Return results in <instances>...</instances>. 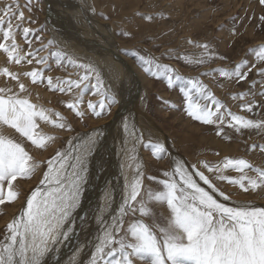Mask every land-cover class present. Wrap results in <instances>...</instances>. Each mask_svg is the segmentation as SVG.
Here are the masks:
<instances>
[{
	"label": "snow or ice",
	"instance_id": "6c2138e0",
	"mask_svg": "<svg viewBox=\"0 0 264 264\" xmlns=\"http://www.w3.org/2000/svg\"><path fill=\"white\" fill-rule=\"evenodd\" d=\"M31 3L32 0H28L26 5L29 12ZM258 3L264 6V0H258ZM24 20L25 13L19 0H10L0 8V51L10 63L36 65L22 73L13 72L7 67L0 68V75L10 78L17 85V91L0 87V125L14 129L37 149H44L55 137L38 131V121L60 129H70V125L60 112L35 104L22 95L27 92L22 77L29 78L34 85L46 83L51 91L71 94L73 99L66 103V107L76 117L85 116L80 105L86 91L99 97L98 101L87 102V110L95 117L110 113L118 101L106 88L100 71L92 63L79 62L60 50L40 55L55 43L49 40L41 47L33 48L32 41L27 38L41 29L22 28L28 44V51H23L16 42V32ZM259 21L264 26V15L259 17ZM29 23L34 21L29 19ZM231 34L236 35L235 27L231 29ZM35 40L40 41L41 37L35 35ZM188 43L193 41L189 40ZM197 47L203 49L201 58L195 61L197 64L205 63V57L214 58L207 43L197 44ZM131 55L146 74L162 78L169 88L178 82H185L186 86L182 84L179 91L184 98L186 115L205 125H216V135L224 133L225 123L238 133L244 129L264 130V120L249 119L226 109L199 79H186L151 54L142 55L134 51ZM49 57H54L58 65L66 61L67 66L79 70L77 78L57 77L54 81L51 76H45ZM218 58L224 59L223 56ZM255 58L264 65V44L255 51ZM180 59L185 57L180 56ZM247 64V60H241L232 69L218 68L215 71L222 77L243 81L255 69L264 77V66L253 64L248 71H242ZM259 94L264 96V87ZM245 95L233 94L232 98L243 100ZM240 107L250 113L257 105L253 99L242 102ZM123 129L128 133L127 118L123 121ZM132 135L134 143L143 140L142 136ZM97 139V135L89 136L71 152L57 151L46 162L47 168L39 183L27 195L25 206L6 225L5 236L0 239V264H47V258L58 250V246L71 239L75 232L76 211L87 183L88 156ZM225 139L228 137L225 136ZM147 146L157 159H162L169 151L166 144L159 140L150 141ZM256 147L253 144L250 149ZM259 148L264 152V144ZM128 158L131 161L128 167H135L131 178L127 174L124 176L122 202L118 210L110 219L106 218L113 199L112 193H106L105 204L95 216L97 231L87 245L82 246H91L87 264H136V260L143 264H264V207L255 206L250 201H236L232 206L221 202L220 197L223 201H229L230 194H226L210 178L214 176L215 181L236 185L244 193H255L264 191V167H256L244 158L225 157L215 164L200 161L199 164L207 170L208 174H205L197 164L189 168L182 160L173 161L174 167L164 171L163 178L147 177L159 186L154 193L148 190V200L166 204L170 213L166 223L160 224L157 217L151 215L148 201L142 198L143 166L136 163V157L129 155ZM39 167L40 162L33 159L22 143L0 134V205L15 201L19 192L14 189V181L31 177ZM229 169L235 170L238 175H226ZM249 171L254 175H249ZM197 177L209 190L201 186ZM137 212L141 217L151 215L152 223L132 219L125 227V218H134ZM84 219L81 218L82 222ZM80 251L79 247L74 251L69 264H78L76 257Z\"/></svg>",
	"mask_w": 264,
	"mask_h": 264
},
{
	"label": "rangeland",
	"instance_id": "374dc122",
	"mask_svg": "<svg viewBox=\"0 0 264 264\" xmlns=\"http://www.w3.org/2000/svg\"><path fill=\"white\" fill-rule=\"evenodd\" d=\"M53 1L56 3L57 0ZM71 1L74 0H70V8L72 7ZM9 2L10 0H0V8H3ZM27 2L28 0H19V4L25 13V20L16 32V42L25 52L28 51V44L22 32L23 27L41 29L35 34H30L27 38L32 41L33 48L41 47L49 40L55 42L58 37V33L52 27L53 25L46 20L43 0H32L30 12L27 10ZM88 2L90 6L87 8L82 2H78L80 5L77 8H84L87 14L82 18L80 17V19L76 18L77 23L75 22L74 25L80 26L77 29L85 35L84 28L86 24H91L92 28H98L97 24L98 26L104 25L105 28L109 27L108 40L117 48L115 50L125 58L140 82L142 90L141 106H144L145 112L167 138L165 144L169 150L168 154L162 159H157L151 155V149L147 146L150 141H156L154 138L145 137L140 141V148H138L134 141H131V143L128 140L130 139L129 135H126V133L123 134L124 136L121 135L123 141L126 139L130 143L126 144L124 150V154H126L124 167H121L123 163L120 164V184L123 185L125 174L131 178L135 167V165H133V168L128 167L131 163L128 158L129 155L136 157L137 153L140 152V158L136 157V163L143 166L142 198L148 201L150 213L157 217V223H166V218L170 213L166 204L148 200V190L151 189L154 193L159 190V186L155 181H149L147 177L155 176L157 180L163 178L162 173L174 167L173 161L182 160L189 168L192 164H197L201 170L205 171V174H208L207 170L199 164L200 161L215 164L225 157L244 158L256 167H264V152L259 148V145L264 144V130L244 129L238 133L225 123L224 133L220 136L216 135V125H205L186 115L184 98L179 91L182 84L186 86L185 82H178L172 88H169L162 78L157 79L146 74L135 57L131 55L134 51L142 55L151 54L160 63L169 64L186 79H199L217 99L221 100L226 109L238 115H244L249 119L264 120V96L259 94L262 87H264V77L260 76L255 69L243 81L222 77L218 71H215L218 68L232 69L241 60L248 61L247 66L242 67V71H248L253 64L264 66L255 58V51L259 50V45L264 44V26L259 21V17L264 15V6L259 5L258 0H88ZM54 3L50 0V8L55 6L54 10L58 14L52 12V15L54 21L59 22L61 19L58 16H63V14L60 12L61 7L59 4ZM73 13L76 15L75 12ZM104 17H107V19ZM145 17H151V19ZM64 18L61 22L63 25H68L69 22H65ZM29 19L34 23H29ZM74 19L75 17L72 21ZM13 23L15 24L16 21H13ZM233 27L236 28V35L231 34ZM124 33H128V35H124ZM35 35H39L41 40L36 41ZM98 38L99 41L107 40L106 37L103 39L98 36ZM189 40H192L193 43H188ZM204 43L208 44L214 58L207 59L205 57V63L197 64L195 61L200 59L203 53V49L197 47V44ZM249 49H254V51L250 52ZM57 50L88 55L78 52L79 50L70 51L57 42L39 54L44 55ZM65 53L79 62H89L81 57L78 58L67 52ZM180 56H184L185 59H180ZM220 56H223L224 59H219ZM189 60L192 62L189 63ZM34 66L36 65H28L26 62L20 65L10 63L7 61L6 55L0 51V68L7 67L13 72L22 73ZM95 67L98 69L97 66ZM78 72L79 70L67 66L66 61L58 65L54 57H49V68L45 70L44 75L51 76L55 81L57 77L75 79ZM101 77H103L102 74ZM122 78L121 74L119 78L121 82H123ZM22 79L27 88V92L22 95H26L35 104L50 108L54 112H60L66 123L70 125V129L67 127L60 129L44 121H38V131L53 136L55 139L49 142L46 148L37 149L14 129L6 125H0V134L22 143L33 159L40 162V167L31 177L18 178L17 181H14V189L19 192L18 198L11 203L0 205V239L5 236L7 223L19 214L26 204L27 195L31 193L42 178L43 172L47 168L46 162L57 151L67 152L72 140L75 144H78L82 134L87 135L93 129L107 122L113 114L115 105L119 104L118 96L114 94L118 103L112 106L111 112L95 117L87 110V102L89 100L98 101L99 97L93 95L90 91H86L80 105L81 110L85 111V116L83 118L76 117L66 107V103L73 99L71 94L51 91L47 88L46 83L34 85L29 78L22 77ZM0 87H10L13 91H17L16 82L2 75H0ZM238 93H246L243 100L232 98L233 94ZM193 95L195 96L194 92ZM253 99L257 107L252 112L249 113L240 107L242 102ZM201 102L204 103L205 101ZM127 116L131 119V116ZM226 119H230V117H226ZM225 136L228 139H225ZM159 139L162 140V138ZM119 142L121 143V141ZM253 144L257 147L250 149ZM126 159L128 160L126 161ZM100 161L104 165L103 159ZM225 174L238 175L232 169L226 170ZM249 175H254V173L249 171ZM210 178L221 190L226 194H230L231 199L229 201H223V198L220 197L221 202L232 206L236 201H250L255 206L264 207V191L244 193L236 185L215 181L214 176ZM196 179L202 187L209 190L208 186L199 181L198 177ZM119 193L120 195L123 194L121 190L117 194ZM118 200L120 202L117 204L116 198L112 208L113 211L118 209L122 197ZM151 215L141 217L137 212L134 218L131 216L126 217L125 227L132 219H144L146 223L151 224ZM83 222L80 217L78 223ZM136 264H143V262L136 260Z\"/></svg>",
	"mask_w": 264,
	"mask_h": 264
},
{
	"label": "bare ground",
	"instance_id": "6f19581e",
	"mask_svg": "<svg viewBox=\"0 0 264 264\" xmlns=\"http://www.w3.org/2000/svg\"><path fill=\"white\" fill-rule=\"evenodd\" d=\"M43 2L46 12V20H48L53 25L52 27L55 29L54 31L58 33V37L56 38L55 42L60 45H64L70 51L79 50L78 52L88 54L80 55L76 52H69L65 50V52L78 58L81 57L92 63L94 66H97L103 76L102 78L104 79L105 86L113 94L117 95L119 100V104L117 106L115 105V109L113 111L114 114L115 110L119 108V115L113 117L112 114L107 122L93 129L89 133L87 132V135L82 134L80 136L81 140L78 142V144H75L73 140H69L71 141V144L67 150V152H71L74 148L86 141L89 136H98L97 142L87 160V183L85 184L84 192L81 197V204L76 211L75 232L69 241L58 246V250L54 251L52 255L47 258V264H69L74 251L78 247L81 248L79 255L76 257L78 264H87L90 258L91 246H82L87 245L88 240L94 237L97 231L95 216L99 213L100 207L105 204L106 193H112L113 195L112 207L109 210L106 218L110 219V216L115 214V212L118 210L116 209L113 211L112 208L116 202V198L118 201L116 203L118 204L120 202L118 198L120 199L122 197V194H117L119 190H121V192L123 190V185L120 184L119 179L120 164L123 163L124 165V158L126 155L124 154V150L126 144L129 141H134L132 134L135 133V137L142 136L143 139L145 137H152L155 140H159L163 143H167V138L164 136L161 130L158 129L159 127L156 126L152 118L145 112L143 108L144 106H141L140 101L142 100V90L140 87V82L136 77L134 70L131 68L125 58L120 55L117 50H115L117 48L108 40V35H110V30L108 29L109 27L105 28L104 25L98 26L97 24L98 28H92L91 24H86V27L84 28V32H86L85 35L77 29L80 26L77 27V25H74L77 23L76 18L80 19V17L82 18L87 14L84 8H77L80 5L78 2H82L87 8L90 6L88 0L71 1V8L70 0L56 1V3H58L61 7V10L59 9L60 12L63 14V16L58 17L61 20H63L62 18L65 17V22H69L68 25H63L61 20L59 22H57V20L54 21L52 12L55 14V6L50 8V0H43ZM51 2L54 3L53 0H51ZM73 12H75L76 15ZM58 17L56 18L58 19ZM74 17L75 19L72 21ZM98 36L102 37L103 39L106 37L107 40L105 39L104 41L100 39L101 41H99ZM121 74L123 76V82L119 80ZM127 115L131 116V119H129ZM125 118H127L129 124V130L128 133H126V135H129L130 137L128 142L126 139L123 141L122 137L125 135V131L123 129V121ZM159 138H162V140ZM119 141H121V143ZM140 141L141 140H137L135 142L136 146L138 145V148H140ZM140 155L141 153L139 152L137 153L136 157L140 158ZM101 159H103L104 165L100 163ZM127 160L128 159H126V161ZM80 217L86 218L83 220V223H78Z\"/></svg>",
	"mask_w": 264,
	"mask_h": 264
},
{
	"label": "water",
	"instance_id": "95a60500",
	"mask_svg": "<svg viewBox=\"0 0 264 264\" xmlns=\"http://www.w3.org/2000/svg\"><path fill=\"white\" fill-rule=\"evenodd\" d=\"M120 111H119V108H117L113 114V117H115L116 115H119Z\"/></svg>",
	"mask_w": 264,
	"mask_h": 264
}]
</instances>
